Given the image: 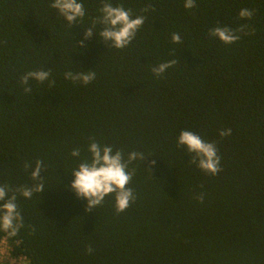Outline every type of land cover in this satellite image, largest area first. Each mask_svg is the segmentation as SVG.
<instances>
[{
    "label": "trees",
    "instance_id": "obj_1",
    "mask_svg": "<svg viewBox=\"0 0 264 264\" xmlns=\"http://www.w3.org/2000/svg\"><path fill=\"white\" fill-rule=\"evenodd\" d=\"M52 2L0 0V185L31 187L37 160L44 184L30 199L17 196V235L0 231L10 256L29 264H264V0H195L192 9L185 0H111L145 17L119 50L99 37L101 25L84 39L101 0H82L85 16L72 25ZM244 8L250 20L240 19ZM241 25L230 45L209 35ZM172 60L154 76L153 67ZM39 70H51L49 80H30L26 94L20 78ZM68 71L96 78L73 84ZM225 129L231 135L221 137ZM184 130L215 143L216 176L177 147ZM92 139L125 159L145 156L129 166L136 200L118 215L112 196L89 212L70 188Z\"/></svg>",
    "mask_w": 264,
    "mask_h": 264
},
{
    "label": "clouds",
    "instance_id": "obj_2",
    "mask_svg": "<svg viewBox=\"0 0 264 264\" xmlns=\"http://www.w3.org/2000/svg\"><path fill=\"white\" fill-rule=\"evenodd\" d=\"M185 9H192L195 0H185ZM50 8L56 10L69 25L74 24L78 20H82L85 16V9L82 0H53L49 5ZM154 9L149 5L142 9L143 12H149ZM100 15L93 21L92 27L87 28L84 32V39H90L94 34L96 25H101L102 30L99 37L108 47L115 49H123L129 46L135 39L137 32L145 22L143 15L133 17L131 10H125L122 5L113 6L111 0H101L99 9ZM253 12L247 8L241 9L239 17L242 20H250ZM247 25H241L235 31L228 27H215L210 29L209 35L218 39L225 45H230L240 39L237 33H243ZM248 34V33H246ZM171 40L173 43H181L179 34L173 33ZM83 47V41L80 42ZM176 61H168L160 63L151 69L156 77L162 76L169 68L175 65ZM51 70L29 71L20 78V83L24 87L26 94L32 92L29 85L30 80H34L40 84L49 80ZM65 80H70L73 84L79 82L82 85H88L96 78L94 71H68L64 73ZM55 81H49V87L54 86ZM221 137L231 135V129L220 131ZM178 148H184L190 156L189 163L194 164L199 170L205 174L216 176L222 169L220 168V157L217 154L215 143L204 141L199 135L191 131H181L177 141ZM88 159L82 160L78 167L72 172L73 180L70 188L76 194L78 199L87 202L86 211H91L97 206H101L104 200L112 196L114 198V208L116 214L126 211L132 203L135 202L136 196L134 190L128 185L130 184L135 169H129V166L136 160H145L143 153L131 152L127 159L124 157L122 150H113V147L101 145L92 139L87 149ZM72 157L80 156V149H74L71 152ZM155 163V160H153ZM30 163H25L24 169L27 171L31 168ZM43 171V161L37 160L35 167L31 171V179L35 182L31 187L22 186L12 189L8 185H0V231L15 236L24 226L23 217L18 210L17 196L30 199L34 193H42L44 184L41 178ZM197 199L202 203L204 196L201 194ZM91 254V247L88 248Z\"/></svg>",
    "mask_w": 264,
    "mask_h": 264
},
{
    "label": "built area",
    "instance_id": "obj_3",
    "mask_svg": "<svg viewBox=\"0 0 264 264\" xmlns=\"http://www.w3.org/2000/svg\"><path fill=\"white\" fill-rule=\"evenodd\" d=\"M3 249H7V250L4 251ZM21 261H26V259L24 257H19V258L11 257L6 240L3 239L0 242V264H19ZM27 264L29 263L27 262Z\"/></svg>",
    "mask_w": 264,
    "mask_h": 264
},
{
    "label": "rangeland",
    "instance_id": "obj_4",
    "mask_svg": "<svg viewBox=\"0 0 264 264\" xmlns=\"http://www.w3.org/2000/svg\"><path fill=\"white\" fill-rule=\"evenodd\" d=\"M4 251L7 250V249H3ZM19 264H27L26 261H21Z\"/></svg>",
    "mask_w": 264,
    "mask_h": 264
}]
</instances>
